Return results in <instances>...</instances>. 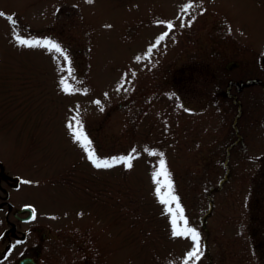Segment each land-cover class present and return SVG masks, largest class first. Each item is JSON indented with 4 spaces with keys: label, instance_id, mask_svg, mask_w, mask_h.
I'll use <instances>...</instances> for the list:
<instances>
[{
    "label": "rangeland",
    "instance_id": "obj_1",
    "mask_svg": "<svg viewBox=\"0 0 264 264\" xmlns=\"http://www.w3.org/2000/svg\"><path fill=\"white\" fill-rule=\"evenodd\" d=\"M0 12V264H184L194 245L172 235L160 159L201 236L189 264H264L262 0H0ZM73 117L98 157L132 167L96 168Z\"/></svg>",
    "mask_w": 264,
    "mask_h": 264
},
{
    "label": "snow or ice",
    "instance_id": "obj_2",
    "mask_svg": "<svg viewBox=\"0 0 264 264\" xmlns=\"http://www.w3.org/2000/svg\"><path fill=\"white\" fill-rule=\"evenodd\" d=\"M91 3L92 0H89ZM192 4H186L184 6V10L187 11L188 8H191ZM4 13L0 12V16H3ZM8 19L15 24V21L11 16H8ZM163 23V22H161ZM168 29L173 28V24L171 22L167 23ZM168 33L165 32L163 35H161L158 40L156 41V45H159L160 41L164 40L165 37H167ZM17 40L20 44L26 45L28 47H44L48 50H54L57 53H60L61 56L64 57V59H68L66 50L61 47L59 43L52 39H37V40H28V39H22L19 36L17 37ZM154 45V46H156ZM151 53V49H149V54ZM137 59H140L137 57ZM61 83L64 84L65 81L61 80ZM65 92H68L70 89L65 86L63 89ZM99 104V101L96 102ZM101 110H103L101 108ZM73 119L76 121L75 126L72 123H69L68 127L73 131L74 139L81 143V145L85 148L87 151V157L92 162V164L96 168H110L116 163H123L126 164L128 168L132 167V155L128 156H121V157H113L111 158V162L107 159H101L98 157L91 147V140L88 138L87 133L83 130V126L81 122L76 118L73 117ZM135 152V149L132 150ZM152 155H157V153L153 152ZM161 157L163 156L162 153L159 154ZM161 177H163V182H161ZM154 178L157 183L156 193L158 196H160L161 203L168 205V212L172 216V235L175 237H189L193 242L192 249L187 253V258L184 260V264H189V261L198 262L201 260V257L203 256V248L201 245V236L200 233L192 227L188 226V221L183 216V208L179 204V197L175 195L174 192V185L170 178V173H168L166 169V162L164 159H160L159 161V170L154 173ZM24 183H31V181H24ZM166 188L167 192L166 194H162L161 189ZM175 204V209L171 205ZM35 210L33 209V216L32 218L35 219ZM178 217L183 222V227L178 226Z\"/></svg>",
    "mask_w": 264,
    "mask_h": 264
},
{
    "label": "water",
    "instance_id": "obj_3",
    "mask_svg": "<svg viewBox=\"0 0 264 264\" xmlns=\"http://www.w3.org/2000/svg\"><path fill=\"white\" fill-rule=\"evenodd\" d=\"M27 208H23L21 211H25ZM33 216V212L29 214L27 218H31ZM19 264H40L38 263L33 256H24L19 260Z\"/></svg>",
    "mask_w": 264,
    "mask_h": 264
},
{
    "label": "flooded vegetation",
    "instance_id": "obj_4",
    "mask_svg": "<svg viewBox=\"0 0 264 264\" xmlns=\"http://www.w3.org/2000/svg\"><path fill=\"white\" fill-rule=\"evenodd\" d=\"M262 2L264 3V0H262ZM263 41H264V39H263ZM261 47H262V49H263V55H264V42L262 43ZM247 82H249V81H247ZM260 82L262 83V85H261V87H262V96H263V98H264V71H263V73H262V76H261ZM249 83H251V81H250ZM25 213H28V211L25 212ZM25 213H18V212H16L15 214H16V216H17L18 218L23 219V218L27 215V214H25Z\"/></svg>",
    "mask_w": 264,
    "mask_h": 264
}]
</instances>
